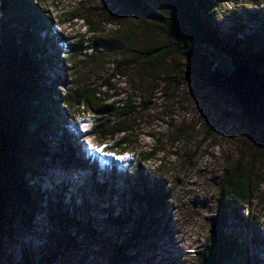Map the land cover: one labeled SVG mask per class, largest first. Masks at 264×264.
Wrapping results in <instances>:
<instances>
[{
	"label": "rangeland",
	"instance_id": "374dc122",
	"mask_svg": "<svg viewBox=\"0 0 264 264\" xmlns=\"http://www.w3.org/2000/svg\"><path fill=\"white\" fill-rule=\"evenodd\" d=\"M211 1L222 4L223 16L216 22L226 36L237 21L246 26V34L251 30L253 35L255 26L246 25L251 16L248 10L264 19V0ZM41 4L52 17L53 30L67 37L59 47L62 63L54 75L48 73L51 80L60 74L72 93L79 83L96 91V98L99 90L105 92L110 106H122L132 97L137 109L131 117L133 133L103 143L93 136L96 127L91 126L94 119L88 109L71 113L77 163L66 167L62 155L54 159L52 153L60 151L53 147L48 158H40L44 174L39 179L41 191H51L58 203L56 196L67 187L62 196L68 216L80 222L79 229L67 230L68 241L54 264H110L112 251L124 243L130 246L127 264H199L195 258L207 257L211 223L222 212L218 203L221 180L239 162L253 169L255 200L250 207L240 205L242 214L241 209L238 212L255 220L258 229L254 223L248 229L244 222L227 217L223 231L240 233L245 240L247 254L240 264H264V243H253L255 235L264 239V126L254 128L232 95L206 85L179 56L170 59L167 71V81H173L172 85L153 78L165 70L137 67L139 58L134 50L162 40L164 35L117 0H46ZM87 18L97 29L92 30ZM1 20L0 15V24ZM130 33L137 37L134 46L127 41ZM41 35L44 39L47 34ZM100 39L103 45H97ZM77 46L79 59L70 52ZM124 139L130 143H123ZM118 144L127 150L114 149ZM153 151V159L143 162ZM94 159L97 171L90 169ZM128 168L147 178L148 184L161 179V187L169 194L163 211L154 208L156 214L147 212L151 209L134 198L143 187L135 188L137 176L131 178L123 172ZM95 186L110 191L100 198ZM49 205L51 201L46 206L48 211ZM75 207L80 214H75ZM83 213L89 214L87 219ZM86 220L91 222L95 237L87 233ZM32 225L27 230L17 229L8 240L5 264H25V259L28 264H42L38 256L46 245L50 248L48 238H43L50 234L49 213L37 216Z\"/></svg>",
	"mask_w": 264,
	"mask_h": 264
},
{
	"label": "trees",
	"instance_id": "16d2710c",
	"mask_svg": "<svg viewBox=\"0 0 264 264\" xmlns=\"http://www.w3.org/2000/svg\"><path fill=\"white\" fill-rule=\"evenodd\" d=\"M45 1L0 0L2 17L0 24L2 31L0 37V261L2 263L5 261L3 254L7 250L8 240L17 229L20 231L30 229L33 220L41 214L49 213L50 234L43 235V238H48L51 248L50 250L46 245L40 252L38 257L42 259V264H54V260H58L64 244L68 241L67 230L80 228L79 220L72 215L68 216L63 201V191H67V187L56 196L59 198L58 203L53 200L51 191L43 192L39 187V179L44 176L41 164L43 162L40 158H48L52 147L60 151L59 154L52 153L54 159L62 155L66 167L78 161L76 157L78 145L74 141L75 126L69 121L71 113L81 111L82 108L88 109L94 119L91 126L96 127L93 136L103 143L119 136H130L133 133L131 117L137 111L132 97L127 98L122 106H110L107 104L105 92L99 90V98H96V91L85 89L79 83L72 93V87L68 86L66 79L60 74L51 80L48 73L54 75L58 64L62 63L59 47L64 44L67 37L51 27L52 17L41 8V3ZM117 1L123 4L129 13L149 21L164 35V39L148 42L139 50H134L139 58V61L135 62L137 67L146 66L153 70L166 71L162 75L154 76V80L172 85L173 81H167V71L170 59L179 56L186 61L194 75L209 86L206 77L217 65L210 57V53L216 51L246 63L257 73L264 75V19L258 13L248 10L251 16L246 25L255 26L253 35L250 34L251 30L246 34V26L237 21L231 33L226 36L216 22L223 16L221 3L214 4L211 0ZM86 21L92 26V30L97 29L90 19L87 18ZM44 32L47 35L43 39L41 34ZM136 38L135 33H130L127 41L134 46ZM103 44V39L97 41V45ZM70 50H72L71 55L77 56L76 58L81 55L78 52L79 46ZM93 58L96 56L94 55ZM123 72L119 69V73L123 74ZM75 83L77 84L76 81ZM146 108H149L148 104ZM249 122L254 128L264 126L253 121ZM123 143L128 144L130 141L124 139ZM114 149L127 150L122 144H118ZM155 155L156 151H153L143 162L153 159ZM83 162L87 166V160ZM97 163L94 159L90 169L97 171ZM242 164L243 162H239L236 169L221 180L218 203L222 212L214 219L219 226L216 227L215 235L208 240L207 257L195 258L199 264H240L241 259L246 256V242L240 233L223 231L227 217L237 218L239 222H244L248 229L250 224L254 223V229H258L255 220L251 217L243 218L238 212L241 209L240 205L250 207L255 200L253 169ZM123 172L130 174L131 178L137 176L135 170L129 168ZM135 179L137 181L134 184L135 188L140 189L141 185L143 192L141 194L135 192L134 198L141 204H146L151 210L156 208L159 209L158 211H163L167 206L169 194L161 187L163 183L161 179H153L149 184L147 178L137 176ZM95 189L96 195L100 198H104L110 191L105 186H95ZM48 201H51L49 211L46 207ZM79 210L75 207V214H80ZM151 210L147 209V212L157 213ZM87 214L83 213L86 219ZM84 223L88 225L89 236L95 237L96 233L91 227V222L86 220ZM113 223L119 225L117 222ZM253 243L261 245L264 239L260 235H255ZM129 247L126 243L121 247L116 246L112 251L110 264H127L130 261V257L127 256ZM26 260L25 264H28Z\"/></svg>",
	"mask_w": 264,
	"mask_h": 264
},
{
	"label": "water",
	"instance_id": "95a60500",
	"mask_svg": "<svg viewBox=\"0 0 264 264\" xmlns=\"http://www.w3.org/2000/svg\"><path fill=\"white\" fill-rule=\"evenodd\" d=\"M210 57L217 65L206 77L210 86L234 96L246 119L264 125V75L250 65L223 55L221 51ZM218 223H211V238ZM0 264H4L0 261Z\"/></svg>",
	"mask_w": 264,
	"mask_h": 264
},
{
	"label": "snow or ice",
	"instance_id": "6c2138e0",
	"mask_svg": "<svg viewBox=\"0 0 264 264\" xmlns=\"http://www.w3.org/2000/svg\"><path fill=\"white\" fill-rule=\"evenodd\" d=\"M109 155H111V153H109Z\"/></svg>",
	"mask_w": 264,
	"mask_h": 264
}]
</instances>
